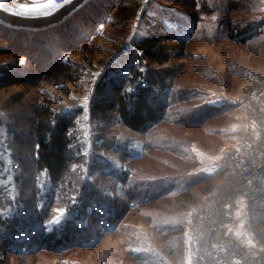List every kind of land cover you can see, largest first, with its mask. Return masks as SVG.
I'll return each instance as SVG.
<instances>
[{"label":"rangeland","instance_id":"374dc122","mask_svg":"<svg viewBox=\"0 0 264 264\" xmlns=\"http://www.w3.org/2000/svg\"><path fill=\"white\" fill-rule=\"evenodd\" d=\"M67 1L16 0L2 2V5L21 13L45 14ZM95 1L98 6L94 2L91 5L102 21L90 35H94L91 44L85 48L81 43L65 51L64 59L69 58L79 73L78 80L69 83L68 93L56 84L38 81V70L25 57L17 58L0 51V212L13 222L17 218L10 231L14 241H10L9 247L21 252L35 249L34 235L38 234L43 223L24 209L22 201L29 198L37 186L42 194H46L49 188L46 174L36 168L37 144L33 128V104L48 102L55 110L76 113L77 137L73 150L85 159L82 168L87 178L103 190L105 201L100 217L102 224L109 229L90 225V229L68 246L42 250L34 258L32 254L11 253L8 264H190L188 228L193 207L224 183L227 176L223 164L225 153L233 149L239 151L247 142L257 139L264 125V97L261 96L264 92V23L259 28L253 26L252 31L257 33L246 44L225 34L214 36V40H193L183 59L175 56L178 36L182 37V34L171 38L161 35V42L170 47L172 58L163 64L152 62L150 67L171 69L182 63L176 82L188 92H196L193 104L200 108L192 105L190 110L202 112L205 121L198 126L163 123L156 130L158 135L173 138L170 140L173 146L182 149L192 160L181 159L172 148L169 151V147L168 150L152 149L142 160L133 161L132 157L136 158L145 151L146 137L123 124L112 111L108 112L111 117L92 114L90 107L97 84L101 81L112 90L127 76L131 66L139 65L132 41L148 25L143 19L146 9L149 14H159L165 7L172 9L177 18L170 20L168 27L178 29L179 33H188L183 26L192 22L191 14L197 0ZM110 2L112 7L105 9ZM239 5L243 7L237 12L238 16L250 20L257 16L264 19V0H239ZM213 7L214 11L219 10L215 2ZM92 12L89 6L84 13L78 14L83 20H75L78 23L74 24L76 28L89 24L86 15L89 14L91 19ZM72 28L62 26L59 31L74 38L82 36L83 29L79 33ZM53 33L48 35V49L53 48L51 39L57 40L52 37ZM251 88V105L250 102L242 103L243 93ZM18 95H22L20 102L7 104ZM203 105L210 107L201 110ZM214 107L223 109L208 119L210 112L215 111ZM184 118H187L186 114ZM131 167L140 171H137L138 176H187L183 183L171 182L170 186L162 179L146 181L142 177L143 185L127 191L133 184H125L122 174ZM171 185L177 188L155 200H148L149 189L164 192ZM127 192L143 203L129 208L119 222H105L108 216L114 215L112 199L124 201ZM60 199L44 223L48 228L74 218L63 197ZM87 222H80V225L85 226ZM14 242L20 246H15Z\"/></svg>","mask_w":264,"mask_h":264},{"label":"trees","instance_id":"16d2710c","mask_svg":"<svg viewBox=\"0 0 264 264\" xmlns=\"http://www.w3.org/2000/svg\"><path fill=\"white\" fill-rule=\"evenodd\" d=\"M92 2L95 3L96 1L87 0L68 18L44 27L12 25L0 19V36H2L0 51L13 54L17 58L25 57L38 70V81L44 80L47 83L56 84L62 91L68 93L70 91L69 83L78 80L79 73L78 68L69 58L64 59L65 51L81 43L85 45V48L88 47L92 41L90 40L91 37L94 36L90 37V35L101 23L99 21H102L100 14L91 5ZM214 2L219 10L214 11ZM95 4L98 6V2ZM111 4L112 2L106 4L105 9L108 6L112 7ZM195 4L191 14L192 22H187L183 26L184 29L189 30L188 33H179L178 29L168 27L169 21L177 18L172 9L165 7L159 14H149L146 9L143 19L148 25L144 32L132 41V45L138 53L139 65L131 66L127 76L114 85L112 90L107 89L101 81L97 84L90 107L92 114L102 113L110 116L108 112L112 111L123 124L146 137L144 152L136 158L132 157L130 153H125L127 157H132L133 161L142 160L152 149L163 150L167 148L166 150H168L169 147V151L172 148L175 155L181 159L192 160V157L186 156L182 149L173 146L172 141H170L173 138L158 135L156 130L163 123H184L185 125L190 123L198 126L205 121L202 112L198 113V110L195 109L190 110L192 105L200 108L193 104L196 92L194 95L180 87L176 82L181 74L182 63L171 69L150 67L152 62L163 64L172 58L170 47L161 42V35L171 38L182 34V37L178 36L179 44L175 46L178 51L175 56L183 59L189 52L190 42L193 40H214V36L221 37L222 34H225L231 39H238L241 43L246 44L248 39L257 33L256 30L252 31L253 26L259 28L264 23V19H259L258 16L253 20L238 16L237 12L241 11L240 8L243 7L239 5V0H210V2L197 0ZM89 6L95 16L93 15L90 19V15L87 14L86 18H88L89 24L83 25L81 29L76 28L74 24L78 25V23L75 20H83L78 14L84 13ZM99 6L101 5L99 4ZM105 9H102V12L105 13ZM62 26H69L70 29L73 27L74 30H78L77 32L83 29V33L79 32L82 33V36L74 38L73 35L59 31ZM50 32H54L52 37L57 39L56 42L51 39L52 49H48ZM27 35H29V39H27ZM20 100H22V95L14 96L7 104H14ZM205 106L210 107L203 105L201 110H205ZM222 109V107H216L215 111L210 112L207 118L209 119ZM33 113V128L37 144L36 168L41 174H46L49 188L46 194H42L40 188L35 187L31 196L22 202L24 209H28L31 214H34L36 220L43 223V226L38 230V234L34 235L35 244H37L35 249H27L24 252L16 248L12 250L9 244L10 241L13 242L14 240L10 237V231L17 218L13 222L5 219L0 212V234L2 232L0 235V264H8L11 253L32 254V258H34L42 250H54L58 248V245L68 246L75 242L79 235H83L90 229V225L97 228L103 227L104 230L109 229L105 223L102 224L100 217L105 201L103 190L96 182L87 178V174L82 168L85 159L73 150V144L77 137L76 113L55 110L48 102L34 103ZM184 114L187 115V118H184ZM137 171L140 172L137 168L131 167L122 174L125 184H133L132 187H128L127 191L143 185L142 177L146 181H153L151 180L153 178L162 179L168 182L170 186L171 182L175 184L181 181L180 183H183V179L187 176L185 174H165L155 177H151L152 175L149 174H141L143 176H138L140 174ZM174 187L177 188L171 185L166 191H159L158 193L149 189L148 200H155L172 191ZM125 195L126 200L124 201L112 199L111 209L114 215L108 216L105 222L116 221L115 223H117L124 218L129 208L140 206L137 203H143V201L135 200L134 195L128 192ZM61 197L65 200L67 209L74 218H68L60 226L48 228L44 223L50 217L53 207L61 200ZM77 220L80 222L88 221V224L82 226ZM87 243L92 244L94 242L88 241ZM14 244L15 246L19 245L17 242ZM33 262H35L34 259Z\"/></svg>","mask_w":264,"mask_h":264},{"label":"built area","instance_id":"2783aa9c","mask_svg":"<svg viewBox=\"0 0 264 264\" xmlns=\"http://www.w3.org/2000/svg\"><path fill=\"white\" fill-rule=\"evenodd\" d=\"M251 94L253 88L241 102L248 104ZM257 136L225 153L224 183L193 207L190 264H264V125Z\"/></svg>","mask_w":264,"mask_h":264},{"label":"water","instance_id":"95a60500","mask_svg":"<svg viewBox=\"0 0 264 264\" xmlns=\"http://www.w3.org/2000/svg\"><path fill=\"white\" fill-rule=\"evenodd\" d=\"M87 0H68L55 10L45 14H26L8 9L0 3V19L12 25L44 27L68 18Z\"/></svg>","mask_w":264,"mask_h":264},{"label":"bare ground","instance_id":"6f19581e","mask_svg":"<svg viewBox=\"0 0 264 264\" xmlns=\"http://www.w3.org/2000/svg\"><path fill=\"white\" fill-rule=\"evenodd\" d=\"M5 0H0V3L4 2Z\"/></svg>","mask_w":264,"mask_h":264}]
</instances>
